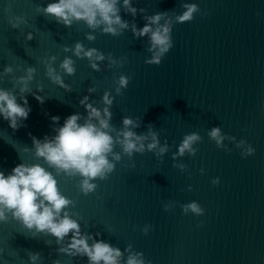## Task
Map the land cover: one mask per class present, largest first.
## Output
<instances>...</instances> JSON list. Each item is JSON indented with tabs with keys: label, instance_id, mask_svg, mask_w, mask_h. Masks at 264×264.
I'll return each mask as SVG.
<instances>
[{
	"label": "water",
	"instance_id": "obj_1",
	"mask_svg": "<svg viewBox=\"0 0 264 264\" xmlns=\"http://www.w3.org/2000/svg\"><path fill=\"white\" fill-rule=\"evenodd\" d=\"M51 2L55 0H0V88L14 91L22 104L15 79L33 67L28 87L44 97L41 104L31 93L24 94L31 111L18 130L0 117V171L8 175L23 162L48 168L35 157L32 137L54 136V128L71 114L86 116L79 100L89 95V87L95 88L89 102L101 109L107 91L114 97L112 125L119 129L123 117H141L134 131L146 133L147 125H154L169 151L162 162L152 152L131 160L122 156L108 179L93 181L97 188L88 195L79 191V177L56 176L61 193L75 201L66 210L82 233L122 252L131 244L151 264H264V0H133V7L146 12L133 17L121 8L120 15L138 28L145 24L143 15L170 11L174 17L183 13L184 3L200 9L192 21L173 24V47L159 65L145 63L151 58L147 37L135 38L131 30L118 36L93 32L82 21L65 27L43 14L42 7ZM18 16L27 22L13 29L9 19ZM28 32L33 34L30 41L25 39ZM88 33L96 39L88 41ZM78 41L124 63L109 66L105 59L95 71L87 58L64 51ZM53 56L52 66L70 92L45 74L44 61ZM65 56L74 60L71 76L59 68ZM8 65L13 72L4 75ZM121 75L130 78L129 84L116 95ZM53 116L60 117L58 124L51 121ZM215 126L235 137L234 142L224 141L231 151L210 140L208 132ZM193 132L202 138L194 145L196 155L173 161L183 137ZM242 139L255 149L254 155H241L236 143ZM115 151H121L119 146ZM174 163L187 169L181 171ZM215 178L220 180L217 186L212 184ZM193 201L203 215L183 213L180 206ZM168 202L174 207L164 211ZM146 225L151 226L147 235L142 231ZM58 247L47 233L30 232L11 218L0 222V264H30V252L41 255L37 264H88L87 257L59 254Z\"/></svg>",
	"mask_w": 264,
	"mask_h": 264
},
{
	"label": "clouds",
	"instance_id": "obj_2",
	"mask_svg": "<svg viewBox=\"0 0 264 264\" xmlns=\"http://www.w3.org/2000/svg\"><path fill=\"white\" fill-rule=\"evenodd\" d=\"M185 9L182 14L169 15L170 11L158 12L153 15H143L145 24L138 28L135 22L123 20L120 12L123 8L126 14L133 17L137 12L144 14L146 8L133 7V0H55L42 7L45 16H50L59 24L71 27L73 22H84L93 32L100 30L103 34L112 36L121 35L126 30H131L135 38L147 37L150 47L147 51L151 53V58L145 63L159 65L162 58L173 47L172 27L174 23L190 22L194 14L200 9L195 3H184ZM41 8L38 6V10ZM207 13H205L206 15ZM163 21V23H162ZM23 17L9 19V24L13 29L18 28L21 23H26ZM26 40H32L33 34L28 32ZM88 41H94L96 37L91 33L86 34ZM65 52L71 51L77 58H87L90 67L95 71H100L98 62L105 59L109 61V66L124 63L121 59L117 61L112 53L105 54L96 48H85L81 42H76L74 47H64ZM56 60L53 56L45 60L46 76L56 85L70 92L71 88L64 83L60 74L52 66ZM59 68L67 75L75 73L74 60L65 56ZM35 68L25 69V75L15 79V83L20 85L19 98L23 102H17V94L4 88H0V117L8 122L9 127L14 131L24 126L23 121L27 120L31 111L25 93H31L34 98L44 103V97L32 93L28 87L34 78ZM13 72V68L8 65L4 67L3 74L8 75ZM129 77L121 75L116 80L115 93L121 95V90L126 89L129 84ZM38 91H43L37 88ZM95 92V88L89 87V95L79 100L80 106L84 107L86 116L80 113L71 114L65 118L62 126L54 128L55 135L49 137L45 135L43 139L32 137V148L37 159H42L48 166L45 168L40 163L16 165L8 175L0 171V222H7L10 218L21 223L27 230L35 233H47L55 238L59 245V254H66L69 257H87L88 264H151L146 261L142 252L133 251L129 244L122 252L120 248L114 247L103 240H97L92 234L82 233L81 225L77 219L72 218L66 210L70 206H75V201L64 196L58 186L56 176L63 174L71 179L79 177L77 187L79 191L88 195L93 193L97 184L95 180H106L115 170L116 163L122 160V156H127L129 160L135 154L152 152L157 159L169 151V145L165 141L161 145L159 132L154 130V125H147L146 133L137 134L134 129L140 127L141 117L133 119L123 117L122 127L117 129L112 125V112L114 97L109 92H104L102 104L104 107L97 108L89 102L90 95ZM60 117L53 116L51 121L58 124ZM82 121V122H81ZM211 141H214L218 148L231 151L224 141H235V137L222 133L218 126L212 127L208 132ZM202 138L198 133L186 134L178 146L177 152L173 153L172 159L176 161L185 154L194 157L198 151L194 147ZM119 146L120 152L115 151ZM236 147L242 149V156L254 155L255 149L251 145L246 146L245 140L236 143ZM28 151V148H25ZM111 157V159H110ZM132 167H135L133 164ZM173 167L185 171L187 165L184 163H174ZM53 169L56 175H53ZM204 169H201V173ZM220 183L219 178L212 180L213 186ZM191 190V186H189ZM174 205L171 202L164 203V211H169ZM185 215L189 212L201 216L204 209L193 201L180 206ZM151 226H145L142 231L148 234ZM99 236V233L95 234ZM91 241V244L89 243ZM127 258L124 259V253ZM30 264H37L42 261L39 253H29ZM52 264H59L58 260Z\"/></svg>",
	"mask_w": 264,
	"mask_h": 264
}]
</instances>
